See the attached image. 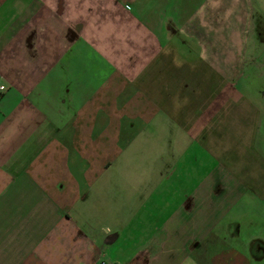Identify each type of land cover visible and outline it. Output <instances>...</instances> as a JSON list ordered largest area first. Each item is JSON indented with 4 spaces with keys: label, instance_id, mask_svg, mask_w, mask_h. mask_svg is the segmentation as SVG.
I'll return each instance as SVG.
<instances>
[{
    "label": "crops",
    "instance_id": "1",
    "mask_svg": "<svg viewBox=\"0 0 264 264\" xmlns=\"http://www.w3.org/2000/svg\"><path fill=\"white\" fill-rule=\"evenodd\" d=\"M242 2L0 0V264H264V91L215 67ZM133 142L158 178L108 221Z\"/></svg>",
    "mask_w": 264,
    "mask_h": 264
},
{
    "label": "rangeland",
    "instance_id": "2",
    "mask_svg": "<svg viewBox=\"0 0 264 264\" xmlns=\"http://www.w3.org/2000/svg\"><path fill=\"white\" fill-rule=\"evenodd\" d=\"M244 7L242 8L240 3L238 4L237 12H244L245 16L248 18L253 14L254 8L264 11V0L256 3L254 0H243ZM232 8L231 12L224 13L223 22H222V32H223V48L221 49L222 55L217 58L215 67L217 72L221 75H224L226 78H229L231 81L237 84V87L240 89L244 95L252 96L250 93L254 94L256 99L261 98L259 96V91H264V75L258 74L260 68L258 62L262 63V71H264V53H263V44L264 42V33H251L248 32V29L245 28L242 30L241 24L243 20H238V13H233ZM245 18V19H248ZM257 19V17H256ZM239 23V24H238ZM240 26L239 32H235V27ZM245 40V41H243ZM248 42V43H247ZM241 59L247 61L245 66L240 63L239 56ZM254 56V58L251 57ZM256 74V75H255ZM231 75H237L238 78ZM129 152H126L123 156H118L110 161V170H107L99 177V182L97 185L102 183H110L112 187V192L109 198H105L106 205L109 206L108 209L112 210L111 217H108V221L114 220V211L118 208L117 203L119 188L123 186L127 178L134 179L135 177H126L123 176L120 172L121 169H134L137 170V174H140V177L144 180L155 181L158 176L155 175L154 170L158 171V167L153 163L152 159L142 152H135L134 142L130 145ZM145 151V150H144ZM144 174V175H143ZM140 179V178H139ZM96 185V186H97ZM118 193V194H117ZM115 202V203H114Z\"/></svg>",
    "mask_w": 264,
    "mask_h": 264
},
{
    "label": "built area",
    "instance_id": "3",
    "mask_svg": "<svg viewBox=\"0 0 264 264\" xmlns=\"http://www.w3.org/2000/svg\"><path fill=\"white\" fill-rule=\"evenodd\" d=\"M5 87L4 86H0V89L1 90H3ZM97 264H110V263H108V262H106V261H104V260H101V261H99Z\"/></svg>",
    "mask_w": 264,
    "mask_h": 264
}]
</instances>
